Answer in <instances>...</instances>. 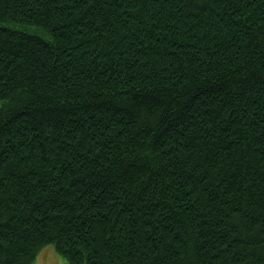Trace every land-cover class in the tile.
Segmentation results:
<instances>
[{"label": "trees", "instance_id": "obj_1", "mask_svg": "<svg viewBox=\"0 0 264 264\" xmlns=\"http://www.w3.org/2000/svg\"><path fill=\"white\" fill-rule=\"evenodd\" d=\"M264 264V0H0V264Z\"/></svg>", "mask_w": 264, "mask_h": 264}, {"label": "rangeland", "instance_id": "obj_2", "mask_svg": "<svg viewBox=\"0 0 264 264\" xmlns=\"http://www.w3.org/2000/svg\"><path fill=\"white\" fill-rule=\"evenodd\" d=\"M31 264H71L64 259L52 244L43 246Z\"/></svg>", "mask_w": 264, "mask_h": 264}]
</instances>
